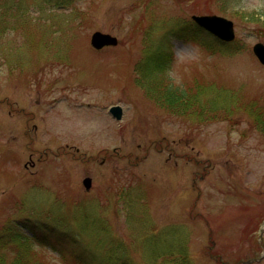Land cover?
Returning a JSON list of instances; mask_svg holds the SVG:
<instances>
[{"label": "rangeland", "instance_id": "374dc122", "mask_svg": "<svg viewBox=\"0 0 264 264\" xmlns=\"http://www.w3.org/2000/svg\"><path fill=\"white\" fill-rule=\"evenodd\" d=\"M194 15L231 20L235 40L194 29ZM97 31L119 44L93 49ZM259 42L264 0H0V100L13 106L0 140L20 137L10 148L0 141V264H91L101 253L114 264H181L183 251L188 264L260 258ZM202 87L226 108H193ZM180 89L194 105L171 103ZM34 123L38 140L23 141ZM29 147L52 152L25 168Z\"/></svg>", "mask_w": 264, "mask_h": 264}, {"label": "water", "instance_id": "95a60500", "mask_svg": "<svg viewBox=\"0 0 264 264\" xmlns=\"http://www.w3.org/2000/svg\"><path fill=\"white\" fill-rule=\"evenodd\" d=\"M192 19L198 24V26L206 29L220 40L231 42L235 39L234 23L227 18L217 15H204L193 16ZM118 44V38L108 33L97 31L91 37V45L97 50H101L105 47L117 46ZM253 52L264 65V43L255 44ZM109 113L117 120H122L123 118V109L121 106L111 107ZM83 183L86 189H90L92 180L86 178Z\"/></svg>", "mask_w": 264, "mask_h": 264}, {"label": "trees", "instance_id": "16d2710c", "mask_svg": "<svg viewBox=\"0 0 264 264\" xmlns=\"http://www.w3.org/2000/svg\"><path fill=\"white\" fill-rule=\"evenodd\" d=\"M74 2V0H55V3H56V5H58V6H61V7H68L69 5H71L72 3ZM194 29H200L199 27H195ZM200 30H202V29H200ZM204 43H205V45H207V46H209V47H211L212 49H214L215 47H217L218 48V50L217 51H221V52H227L226 51V49H223L220 45H218V43H216V41L215 42H213V43H208V42H206V41H204V40H202ZM220 43H222V42H220ZM222 44H224V43H222ZM218 45V46H217ZM153 65V64H152ZM143 71L145 72V71H147L146 70V68H144L143 69ZM156 71V70H155ZM169 87H171V86H169ZM169 89H171V88H169ZM176 89H178V88H176ZM180 90H182V91H180L179 93L181 94V95H179L178 94V98L179 99H177L176 97H173V98H170L169 96H168V98H169V100L171 101V103H173L174 105H176V106H178V104L179 103H181L182 105H187V106H192V105H194V103H195V100L194 99H192L195 95L192 93V92H190V91H187V90H183V89H180ZM212 90V87H202V88H200V92H199V95H200V99H198V104L196 103V105H194V107L193 108H200V112L202 111V112H206V113H210L208 110L210 109H214L216 106H217V102H216V99H217V97H218V93L215 91V92H213V94L212 93H209L210 91ZM175 91V90H174ZM202 94H204V95H206V96H208V98H205V100L206 101H208V104L209 105H204L203 103H202V101H203V95ZM208 94V95H207ZM212 95V96H211ZM202 97V98H201ZM175 98V99H174ZM192 102V103H191ZM207 103V102H206ZM212 105H211V104ZM255 105V104H254ZM254 105H252V106H254ZM226 106H227V104L226 103H223V102H221V103H218V106H217V108L216 109H221V108H226ZM181 114V113H180ZM260 118H261V116H260ZM89 219V218H88ZM92 223H93V221H92ZM92 223H91V225H92ZM94 258H95V260L97 261H95V263H94V261H92V263L91 264H114V259H115V257H112V256H110L108 253H104V254H96L95 256H94ZM188 258H189V255H188V253H187V251H183L182 252V258H181V260H180V262H181V264H188ZM10 264H16V263H10ZM87 264V263H86Z\"/></svg>", "mask_w": 264, "mask_h": 264}, {"label": "flooded vegetation", "instance_id": "af4514ba", "mask_svg": "<svg viewBox=\"0 0 264 264\" xmlns=\"http://www.w3.org/2000/svg\"><path fill=\"white\" fill-rule=\"evenodd\" d=\"M10 103L7 101V100H0V106L2 105V112H1V117H0V120L1 122L3 123V127H4V124L6 125V127L4 128V131L6 129V131H9V127H10V123H8L7 121H9L11 119V116H12V109H13V106L9 105ZM1 109V108H0ZM18 110H21L22 113L24 115H30L28 113H25V109L22 107V108H19ZM23 123V122H22ZM33 131V133H32ZM38 131H39V127L36 123L33 124V126L31 127L30 124L29 126L27 127V130L26 128H24L23 130V141H25L26 137L27 136H30V140L36 142L38 140ZM4 136L5 139H1L0 141L2 143H4L6 145L7 148H10L12 143L18 141L20 139V137H12L10 134L8 133H5L4 132ZM16 147L19 145V143L17 144H14ZM37 145V143L35 144ZM69 147V146H67ZM26 148V146H25ZM31 152L29 154V163H25L24 164V167L25 168H34V167H37L38 163L41 164V162L47 158L49 156V154L52 152L51 150L50 151H47V150H44V151H41L40 148H31L29 147ZM161 150L164 151L166 150V147L163 148L161 146ZM77 153H79L78 151H76ZM117 153V151H115ZM90 160H93L92 158H88V161ZM106 162V158H103V161H102V164H104Z\"/></svg>", "mask_w": 264, "mask_h": 264}]
</instances>
